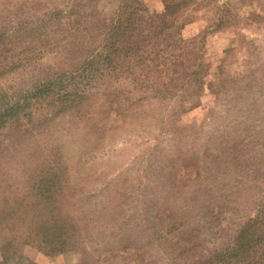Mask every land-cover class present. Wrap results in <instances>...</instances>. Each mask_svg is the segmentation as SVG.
Returning a JSON list of instances; mask_svg holds the SVG:
<instances>
[{
	"label": "rangeland",
	"instance_id": "obj_1",
	"mask_svg": "<svg viewBox=\"0 0 264 264\" xmlns=\"http://www.w3.org/2000/svg\"><path fill=\"white\" fill-rule=\"evenodd\" d=\"M68 1L0 0V31L12 34L21 21L40 23L47 10ZM145 2L151 11L161 4ZM121 3L98 1L106 25ZM188 3L179 19L186 21L184 33L175 34V50L168 48L172 70L162 79L141 78L146 72L138 65L97 80L73 109L59 112L44 103L32 123L7 127L0 144L11 143L12 150L0 160V210L26 195L34 171L53 167L59 211L83 239L50 256L18 239L8 264L183 263L176 256L186 234L197 232L201 251L213 253L259 212L264 0ZM166 44L160 49L167 51ZM55 49L37 68L47 62L61 71L88 51ZM39 70L17 71L2 84H28Z\"/></svg>",
	"mask_w": 264,
	"mask_h": 264
},
{
	"label": "trees",
	"instance_id": "obj_2",
	"mask_svg": "<svg viewBox=\"0 0 264 264\" xmlns=\"http://www.w3.org/2000/svg\"><path fill=\"white\" fill-rule=\"evenodd\" d=\"M98 1L69 0L65 7L47 10L40 23L21 21L12 34L0 31V138L7 127L25 119L32 123L34 111L44 103L57 107L59 112L75 108L97 80L113 73L129 74L138 65L141 72H146L144 76L141 73V78L147 81H158L170 73L173 63L168 59V48L176 49L175 34L186 27V21L179 19L186 4H190L188 0H161L155 11L145 0H122L115 19L108 25L97 7ZM43 25L45 29L41 30ZM48 29L50 33L45 32ZM102 35V43L87 49ZM162 42L167 43V51L160 49ZM59 45L71 54L87 49V55L61 71L47 62L37 68V63L47 60L48 50L55 53ZM27 69H40L41 74L28 84L9 88L2 84L8 75ZM10 144H0V160L10 154ZM55 172L53 167L34 171L29 176L32 185L26 195L13 203L4 202L8 207L0 210L1 228H10L15 241L22 239L23 245H33L47 255L70 251L83 240L59 211ZM199 236L197 232L185 235L176 256L183 263L176 264H264V204L224 248L202 252ZM125 252L122 249L118 253Z\"/></svg>",
	"mask_w": 264,
	"mask_h": 264
},
{
	"label": "crops",
	"instance_id": "obj_3",
	"mask_svg": "<svg viewBox=\"0 0 264 264\" xmlns=\"http://www.w3.org/2000/svg\"><path fill=\"white\" fill-rule=\"evenodd\" d=\"M15 242H17V241H15L13 232L10 228L6 227V228L0 229V264H8V262L10 261V258H9L10 253L8 251H9L10 247H14L13 244ZM27 245H29V244H27ZM37 250L40 251L38 248H37ZM40 252L45 254L42 251H40ZM19 255H18V258L20 257ZM45 255H47V254H45ZM47 256H50V255H47Z\"/></svg>",
	"mask_w": 264,
	"mask_h": 264
}]
</instances>
